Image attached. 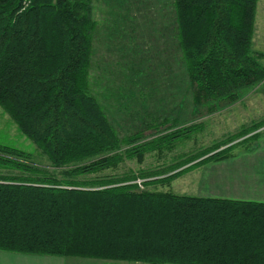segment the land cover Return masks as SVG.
Listing matches in <instances>:
<instances>
[{
	"label": "trees",
	"instance_id": "1",
	"mask_svg": "<svg viewBox=\"0 0 264 264\" xmlns=\"http://www.w3.org/2000/svg\"><path fill=\"white\" fill-rule=\"evenodd\" d=\"M93 2L0 0V106L54 168L0 143V251L144 264H264V202L156 188L250 147L264 121L171 164L106 173L125 159L143 164L148 153L171 151L203 126L174 119L151 139L141 130L120 136L90 88ZM172 2L194 106L234 102L242 89L264 81V54L253 49L258 0ZM158 120V132L170 123Z\"/></svg>",
	"mask_w": 264,
	"mask_h": 264
},
{
	"label": "rangeland",
	"instance_id": "2",
	"mask_svg": "<svg viewBox=\"0 0 264 264\" xmlns=\"http://www.w3.org/2000/svg\"><path fill=\"white\" fill-rule=\"evenodd\" d=\"M172 1L93 2L97 28L93 38L90 88L120 136L141 130L146 139H151L166 131L174 119L180 126L195 123L203 126L190 138L179 140L173 150L163 154L148 153L143 164L136 159H125L117 170H107L108 174L171 164L186 153H196L221 143L244 128L264 121V81L242 89L240 98L234 102L194 106L186 67L177 47ZM165 117L170 123H161L158 132L157 127H153L154 119H159L157 123H160ZM0 143L25 150L32 154L34 164L54 170L48 158L1 106ZM256 146L253 142L250 147ZM189 172L170 185H157L156 188L197 195V174L195 170ZM79 261L82 264H144L85 258Z\"/></svg>",
	"mask_w": 264,
	"mask_h": 264
},
{
	"label": "crops",
	"instance_id": "3",
	"mask_svg": "<svg viewBox=\"0 0 264 264\" xmlns=\"http://www.w3.org/2000/svg\"><path fill=\"white\" fill-rule=\"evenodd\" d=\"M253 49L264 54V0H258L257 3ZM261 63L264 65V55ZM256 132L260 134L256 147H241L240 151H234V155L229 158L194 169L198 175L197 195L264 202V125ZM82 259L84 258L0 251V264H82L79 261Z\"/></svg>",
	"mask_w": 264,
	"mask_h": 264
},
{
	"label": "built area",
	"instance_id": "4",
	"mask_svg": "<svg viewBox=\"0 0 264 264\" xmlns=\"http://www.w3.org/2000/svg\"><path fill=\"white\" fill-rule=\"evenodd\" d=\"M137 184H138V186H139V188L140 189H144L145 188V185H144V180L143 179H137V181H135Z\"/></svg>",
	"mask_w": 264,
	"mask_h": 264
}]
</instances>
